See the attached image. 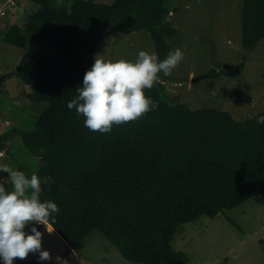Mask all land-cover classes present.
Returning a JSON list of instances; mask_svg holds the SVG:
<instances>
[{
	"label": "trees",
	"instance_id": "trees-1",
	"mask_svg": "<svg viewBox=\"0 0 264 264\" xmlns=\"http://www.w3.org/2000/svg\"><path fill=\"white\" fill-rule=\"evenodd\" d=\"M29 1L36 11L22 25L7 23L5 41L22 49L13 74L30 88L31 108L41 109L31 130L3 129L0 149L21 138L37 156L36 174L52 177L41 184L40 199L58 205L48 224L67 245L97 229L129 262L187 263L172 247L182 224L264 194V124L257 123L264 110L237 121L225 110L190 109L167 99L168 76L161 73L146 91L157 108L110 132L90 131L67 104L78 95L102 32L145 30L163 60L166 39L176 34L168 19L173 0H65V8L57 0ZM240 24L241 47L251 51L264 38V0H242ZM212 74L219 76L206 75Z\"/></svg>",
	"mask_w": 264,
	"mask_h": 264
},
{
	"label": "rangeland",
	"instance_id": "rangeland-1",
	"mask_svg": "<svg viewBox=\"0 0 264 264\" xmlns=\"http://www.w3.org/2000/svg\"><path fill=\"white\" fill-rule=\"evenodd\" d=\"M14 1L11 7L6 5L3 10L1 30L7 23L19 22L22 25L26 21L22 17L14 20L13 14L20 7L18 1L24 5L23 0ZM57 1L61 8H65V0ZM95 1L110 3L111 0ZM241 6L242 0L172 1L174 11L170 12L168 19L176 28V34L166 40L169 52L180 48L185 59L163 80L167 99L190 109L225 110L237 121L264 110V38L251 51L241 47ZM26 8L32 11L33 5ZM41 49L51 53L46 46H41ZM141 50L155 52L147 31L121 33L105 29L94 49L92 61L94 63L96 56L104 60L135 61ZM21 53V48L8 41L0 43V77L12 73L0 86V121L7 119L11 126L31 130L41 107L31 108L30 100L21 93L27 85L13 74ZM240 62L243 64L237 73L235 68ZM209 71L217 72L219 76H207ZM221 71H231L233 75ZM3 155L6 156L0 157V165L11 168L21 159L30 157L21 148L15 151L12 162L10 152L5 154L4 151ZM32 227L29 225L26 231L30 232ZM35 227L43 233L42 246L50 252L51 259L40 261L38 253H30L27 259L14 262L34 260L38 264H80L56 231L48 229L49 233L42 224ZM172 247L186 256L187 264H262L264 194L255 195L213 217L202 215L182 224L174 235ZM73 249L77 258L87 264H139L124 259L97 229H93ZM0 264H3L2 260Z\"/></svg>",
	"mask_w": 264,
	"mask_h": 264
},
{
	"label": "clouds",
	"instance_id": "clouds-1",
	"mask_svg": "<svg viewBox=\"0 0 264 264\" xmlns=\"http://www.w3.org/2000/svg\"><path fill=\"white\" fill-rule=\"evenodd\" d=\"M184 59L180 48L170 51L163 60L156 52L146 50L139 51L135 61L96 56L83 76L82 86L76 89L78 95L67 107L83 116L84 126L94 132L107 133L114 126L137 121L159 106L146 91L161 82V73L171 75ZM257 123L264 124V115ZM0 173H7L12 186L8 191L0 183V260L14 264L16 259H27L30 253H38L40 261L50 260V252L42 246L43 233L35 225L47 228L48 222L55 219L53 214L60 210L55 202L40 199L41 184L50 183L52 177L41 179L36 173L29 177L7 165H0ZM29 225H33L30 232L26 231Z\"/></svg>",
	"mask_w": 264,
	"mask_h": 264
},
{
	"label": "crops",
	"instance_id": "crops-1",
	"mask_svg": "<svg viewBox=\"0 0 264 264\" xmlns=\"http://www.w3.org/2000/svg\"><path fill=\"white\" fill-rule=\"evenodd\" d=\"M18 1V0H17ZM22 2V1H21ZM23 3L24 5L21 6L20 2L18 1V6L19 9L14 12L13 14V17L14 20H18L19 17H22V19H26L27 16L31 13H34V11H36L37 9V5L31 1H28V0H23ZM32 6L33 5V10L30 11L28 10V8H26L27 6ZM12 20V21H14ZM14 21V22H15ZM16 24L20 25L19 22H15ZM7 35L6 31L4 30H1L0 29V43L5 41V36ZM7 74V73H6ZM5 75V74H4ZM4 78V77H3ZM2 78V79H3ZM23 96H26L25 94L26 93H30V89L28 86H24L23 88V91L21 92ZM7 121V123H6ZM10 121L7 120V119H3L2 121H0V132L3 130V129H7L8 127H10ZM21 148L22 151H24L25 153H29L30 157L28 159H21L19 162L15 163V166H14V170H20V171H24L26 175H28L29 177L31 176V174L33 173H36V164H37V156H35L25 145V143L23 142V140L21 138H17L16 140L14 141H9L6 145L3 146V149L5 151V154L7 153H11V159H10V162L13 161V155L15 153V151L17 149ZM6 155H2L0 157H5ZM30 170V171H28ZM33 170V171H32ZM0 183H3L6 190L10 191L12 190V186H11V183L10 181L8 180L7 178V173H0ZM47 228L51 231H54L55 230L53 229V227L50 225V224H47ZM57 233V232H55ZM66 247L70 248L71 251L73 252L74 256L76 259H78V261L80 262V264H87L84 260H81L80 258H77V253L76 251L73 249V247L69 246V245H66Z\"/></svg>",
	"mask_w": 264,
	"mask_h": 264
},
{
	"label": "built area",
	"instance_id": "built-area-1",
	"mask_svg": "<svg viewBox=\"0 0 264 264\" xmlns=\"http://www.w3.org/2000/svg\"><path fill=\"white\" fill-rule=\"evenodd\" d=\"M3 1V2H2ZM15 1L14 0H0V19H2L1 15H4L5 13L3 12L4 8L6 5H8L9 7H11L12 4H14ZM0 24L2 25V23L0 22ZM0 25V26H1ZM7 122V121H6ZM4 149L3 147L0 149V156L3 155Z\"/></svg>",
	"mask_w": 264,
	"mask_h": 264
},
{
	"label": "water",
	"instance_id": "water-1",
	"mask_svg": "<svg viewBox=\"0 0 264 264\" xmlns=\"http://www.w3.org/2000/svg\"><path fill=\"white\" fill-rule=\"evenodd\" d=\"M3 77H4V75L0 77V80H1ZM195 79H196V78H195ZM177 264H187V263H183V262L180 261V262H178Z\"/></svg>",
	"mask_w": 264,
	"mask_h": 264
}]
</instances>
